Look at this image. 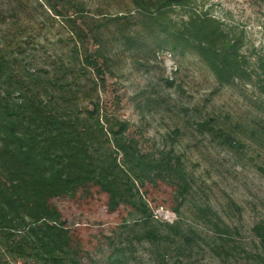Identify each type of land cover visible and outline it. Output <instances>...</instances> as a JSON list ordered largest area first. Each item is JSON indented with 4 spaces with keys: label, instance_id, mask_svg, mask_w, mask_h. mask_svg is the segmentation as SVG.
Returning <instances> with one entry per match:
<instances>
[{
    "label": "trees",
    "instance_id": "1",
    "mask_svg": "<svg viewBox=\"0 0 264 264\" xmlns=\"http://www.w3.org/2000/svg\"><path fill=\"white\" fill-rule=\"evenodd\" d=\"M12 1L19 12L8 20L0 15L9 23L0 30V264H10L5 254L19 264H135L145 245L165 263L176 250L173 264H180L183 244L200 236L183 227L181 215L195 190L193 178L174 144L145 152L128 136L129 123L109 114L100 97L106 76L123 58L147 65L157 51L170 49L196 57L217 88L255 79L254 99L264 107V54H255L251 66L241 50L244 31L198 9L196 0H118L114 14H90L83 0H34L62 17L71 34L68 48L43 65L33 47L27 50L43 23L31 28L23 15L31 11L29 0ZM194 129L228 149L241 151L246 141L264 149L262 115L245 122L211 114L195 120ZM172 132L175 140L178 130ZM158 182L172 188L171 207L151 206L146 184ZM95 196L106 214H125L87 244L66 219L63 203L77 206ZM159 206L170 207L173 221L156 215ZM196 214L231 239L209 206ZM252 231L264 253V219Z\"/></svg>",
    "mask_w": 264,
    "mask_h": 264
},
{
    "label": "rangeland",
    "instance_id": "2",
    "mask_svg": "<svg viewBox=\"0 0 264 264\" xmlns=\"http://www.w3.org/2000/svg\"><path fill=\"white\" fill-rule=\"evenodd\" d=\"M83 1L90 14L99 9L114 14L122 5L118 0ZM196 4L224 25H236L244 31L241 50L254 66L255 54H264V0H196ZM28 5L31 11L23 15L29 26L36 28L38 20L43 26L35 29L27 50L33 47L35 61L44 65L59 50L68 48L65 45L70 43V28L62 17L46 7L41 9L34 0H29ZM13 11L19 12L12 0H0L2 20H8ZM2 20L0 30L9 24ZM128 61L123 58L114 75L106 76L105 88L100 92L102 105L109 114L129 123L127 134L139 142L143 151L157 152L174 144L183 155L195 189L181 206L183 227L192 226L200 236L190 246L183 244L180 264H264V253L252 231V226L264 219V149L250 141L241 151L228 149L194 129L195 120L211 114L245 122L264 116V107L258 98L254 99L255 79L246 85L217 88L211 72L196 57L189 54L183 58L170 49L157 51L156 61L147 65L134 66ZM175 128L178 133L173 140ZM146 186L152 207L174 204L168 185L158 182ZM95 198L85 202L80 199L77 206L63 203L66 219L81 230L87 244L102 238L101 228V232H109L118 220L116 216L125 214H106L101 201ZM204 206L219 215L218 225L229 227L230 240L220 237L212 223L196 214ZM170 207L159 206L155 212L169 214V218L162 219L171 222L175 213ZM148 249L145 245L140 250L135 264H173L174 255L178 256L176 250L172 251L165 263L149 255ZM4 256L10 264H19L7 254Z\"/></svg>",
    "mask_w": 264,
    "mask_h": 264
},
{
    "label": "built area",
    "instance_id": "3",
    "mask_svg": "<svg viewBox=\"0 0 264 264\" xmlns=\"http://www.w3.org/2000/svg\"><path fill=\"white\" fill-rule=\"evenodd\" d=\"M162 209V208H161ZM160 210H158L157 212H156V215L158 216V217H160L161 219L163 218V219H167V218H169V214H163L164 212L163 211H160Z\"/></svg>",
    "mask_w": 264,
    "mask_h": 264
}]
</instances>
